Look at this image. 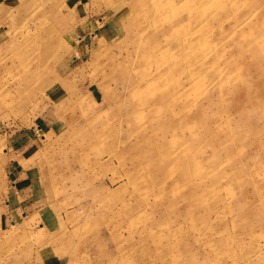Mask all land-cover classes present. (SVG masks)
<instances>
[{"label": "rangeland", "instance_id": "obj_1", "mask_svg": "<svg viewBox=\"0 0 264 264\" xmlns=\"http://www.w3.org/2000/svg\"><path fill=\"white\" fill-rule=\"evenodd\" d=\"M0 264H264V0H0Z\"/></svg>", "mask_w": 264, "mask_h": 264}, {"label": "bare ground", "instance_id": "obj_2", "mask_svg": "<svg viewBox=\"0 0 264 264\" xmlns=\"http://www.w3.org/2000/svg\"><path fill=\"white\" fill-rule=\"evenodd\" d=\"M159 10V9H158ZM158 10H156V11H158ZM226 11V10H225ZM227 12V11H226ZM221 36H222V34H221ZM158 49H160V47H154L153 48V50H158ZM232 65H233V63H232ZM221 71V70H220ZM168 95L167 94H164V95H162L161 97H159L157 100H155V101H153L152 103L154 104V103H157V102H161L162 100H164V98L165 97H167ZM163 104V103H162ZM215 117H218V115H216Z\"/></svg>", "mask_w": 264, "mask_h": 264}]
</instances>
